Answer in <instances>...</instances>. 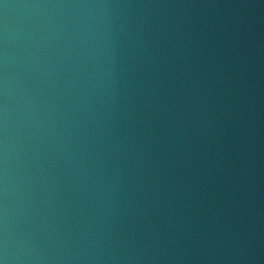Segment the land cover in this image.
Returning a JSON list of instances; mask_svg holds the SVG:
<instances>
[{
    "label": "water",
    "instance_id": "water-1",
    "mask_svg": "<svg viewBox=\"0 0 264 264\" xmlns=\"http://www.w3.org/2000/svg\"><path fill=\"white\" fill-rule=\"evenodd\" d=\"M0 264H264V0H0Z\"/></svg>",
    "mask_w": 264,
    "mask_h": 264
}]
</instances>
